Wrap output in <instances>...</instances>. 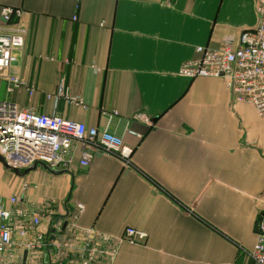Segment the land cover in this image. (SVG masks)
<instances>
[{"label":"crops","instance_id":"crops-1","mask_svg":"<svg viewBox=\"0 0 264 264\" xmlns=\"http://www.w3.org/2000/svg\"><path fill=\"white\" fill-rule=\"evenodd\" d=\"M254 5L0 0V18L4 7L21 9L29 30L9 69L22 85L8 92L0 79V102L107 131L133 149L127 165L96 150L82 169L74 144L62 170L2 174L0 201L21 196L26 222L46 207L36 230L46 241L68 237L52 225L82 204L78 226L117 243L109 264H252L256 224L264 223V116L235 103L222 79L178 70L197 47L219 49L226 38L235 46L256 24ZM126 228L145 240L119 243ZM13 242L10 264L24 254L25 264H59L42 239L35 251L23 250L18 235Z\"/></svg>","mask_w":264,"mask_h":264},{"label":"built area","instance_id":"built-area-1","mask_svg":"<svg viewBox=\"0 0 264 264\" xmlns=\"http://www.w3.org/2000/svg\"><path fill=\"white\" fill-rule=\"evenodd\" d=\"M254 10L255 26L242 31L235 46L232 39L226 38L219 49L197 47L195 57L181 64L178 75L191 80L222 79L235 103L250 105L259 116H264V0H255ZM22 17L21 9H1L0 79L7 83L8 92L22 85L19 78L9 72L16 61V50L25 48L29 34ZM73 101L78 100L74 98ZM74 144L80 146L78 166L82 169L89 166L96 150L112 152L126 165L133 153L120 137L107 131L0 102V157L7 169L18 174L37 165L62 170L68 167ZM23 187L26 189V184ZM21 200V196H11L5 204L0 201V264H10L6 256L14 248L15 235L22 238L21 247L25 251H35L42 239L44 247L53 250L59 264L66 260L75 264H109L115 256L117 243L95 228L78 226V218L84 210L82 204H75V210L65 221L58 220L52 225L53 231L61 235L67 233L68 237L46 241L36 232L46 207L32 210L26 222L27 214L21 207ZM135 235L141 240H135ZM145 238V233L126 228L118 241L141 244ZM249 258L252 264H264L262 222L256 224Z\"/></svg>","mask_w":264,"mask_h":264},{"label":"rangeland","instance_id":"rangeland-1","mask_svg":"<svg viewBox=\"0 0 264 264\" xmlns=\"http://www.w3.org/2000/svg\"><path fill=\"white\" fill-rule=\"evenodd\" d=\"M6 171H10V170L5 168L3 166V164L0 162V178H1L2 174H4ZM10 172L13 173V171H10ZM8 179H9V177L6 175L4 178H2L1 183L6 184V182H8ZM2 193H3V196H4L6 191L3 189Z\"/></svg>","mask_w":264,"mask_h":264},{"label":"water","instance_id":"water-1","mask_svg":"<svg viewBox=\"0 0 264 264\" xmlns=\"http://www.w3.org/2000/svg\"><path fill=\"white\" fill-rule=\"evenodd\" d=\"M0 162H1V163L3 164V166L6 168V166H5V164H4V162H3V160H2L1 157H0ZM29 170H30V169L25 170L24 173L26 174V172L29 171ZM16 174H18V173L16 172ZM64 225H65V224H64ZM64 225H63V228H64ZM25 260H26V254L23 255L22 264H25Z\"/></svg>","mask_w":264,"mask_h":264}]
</instances>
